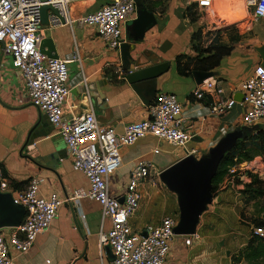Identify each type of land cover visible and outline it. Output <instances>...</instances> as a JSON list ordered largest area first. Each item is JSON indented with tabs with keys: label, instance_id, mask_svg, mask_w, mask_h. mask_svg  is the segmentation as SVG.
Masks as SVG:
<instances>
[{
	"label": "crops",
	"instance_id": "1",
	"mask_svg": "<svg viewBox=\"0 0 264 264\" xmlns=\"http://www.w3.org/2000/svg\"><path fill=\"white\" fill-rule=\"evenodd\" d=\"M110 1L70 0L72 22L59 27L43 24L41 39H52L58 58L69 60L68 85L71 93L63 106L64 120L70 121L85 113L87 106L83 96L88 93L105 100L101 106L90 102L91 113L97 116L101 124L114 125L122 133L126 125L146 120L149 106L143 103L123 77L120 50L108 49L95 28L77 22L81 16L99 10ZM195 1L140 0L138 5L153 13L156 24L146 33L144 40L136 44V56L149 51L171 64L170 78L161 92L174 93L179 97L184 107L179 119L195 135L191 144L202 157L221 140L219 133L223 128L226 131L235 130L232 125L241 121L244 108L237 104L229 117L209 115L207 107L191 96L197 86L194 78L180 76L175 59L179 55H197L192 48L191 38L193 33L201 30L204 47L212 37L232 47L231 53L223 57L214 70L217 73L214 78L222 81L225 87L238 88L262 67L263 60L257 49L264 45V20L251 21V11L243 6L242 16H237L213 32L211 29L215 27L202 17V11L197 22L193 23L189 18L187 8ZM235 2L243 1L215 0V7L227 3V9L231 10ZM136 17L135 12L124 29V36L130 45L133 41L126 36V27ZM202 20L206 22L205 25L200 23ZM75 56L76 59L71 60ZM236 94L241 93L235 90L233 95ZM240 128L249 130L247 126ZM259 128L264 126L256 124L251 131ZM33 137L38 154L36 159L29 148ZM156 150L158 153H155ZM60 152L64 153L63 158L57 163L52 155L57 156ZM121 155L120 168L108 178L113 197L123 198L131 171L138 162L148 160L155 168V175L139 188L142 201L140 209L131 219L134 228L144 232L167 216L179 219L178 198L161 184L157 174L183 159L185 150L148 136L133 146L122 148ZM0 167L13 182V189L9 193L25 189L35 177L40 179L39 196L43 199H49L52 194L70 198L76 189L88 187L86 176L74 170L68 147L57 127L31 103L22 73L15 66L12 56L3 53L1 45ZM156 180L159 184H156ZM15 183L23 185L16 188ZM241 196L237 191H231L214 197L200 218L197 228L200 239L175 235L170 242V253L165 264H232L231 255L243 253L248 246L244 231L235 226L228 229L229 220L232 224L240 221ZM111 226V220L103 216L98 202L83 199L78 203H66L27 254H18L11 247L14 264H113L114 258L109 250L99 247V234L108 232ZM4 235L8 240L10 230L5 229ZM224 254L227 259H223ZM256 255L260 256L259 262H255L258 259L255 257L243 258L240 264H264V249L260 248Z\"/></svg>",
	"mask_w": 264,
	"mask_h": 264
},
{
	"label": "built area",
	"instance_id": "2",
	"mask_svg": "<svg viewBox=\"0 0 264 264\" xmlns=\"http://www.w3.org/2000/svg\"><path fill=\"white\" fill-rule=\"evenodd\" d=\"M139 1L111 0L99 10L81 16L77 22L95 28L108 49L120 50L127 42L124 36L126 23L135 14ZM195 3L200 12L207 14L210 26L215 27L212 31L226 24V21L220 23L222 19L215 11V0H196ZM244 3L245 8L251 11V21L264 20V0H245ZM45 4L59 12L58 15L51 13L49 25L59 27L72 22L70 0H47L46 3L41 0H0V45L4 54L12 56L15 66L22 73L31 103L57 127L68 147L74 170L86 176L88 187L76 189L70 198L52 194L49 199H43L39 196L40 179L35 177L25 189L12 193L15 204L22 206L26 215L18 227H0V264H14L11 247L18 254H27L39 235L49 229L63 205L83 199L98 202L103 216L111 220V229L99 234V247L111 248L115 255L113 264H165L179 219L167 216L144 232L136 230L131 223L141 207L139 188L155 175L153 163L142 160L135 165L122 199L110 194L108 178L122 164V148L133 146L148 136L184 149L185 157L200 159L199 151L189 146L195 135L179 119L183 104L174 93H158L148 107V118L126 125L122 133L114 125L101 124L91 112L65 121L63 106L71 93L68 85L69 60L50 58L40 51L43 27L41 7ZM200 23L205 25L206 22L202 20ZM215 39L212 37L207 46ZM75 59L76 56L71 60ZM235 90L243 94L242 101L235 99ZM191 96L207 107L209 115L218 118L229 117L235 106L240 104L244 112L241 121L232 125L235 130L241 126H264V67L238 88L225 87L222 81L209 78L197 85ZM230 132L223 128L219 133L220 139ZM227 176L231 187L238 190H244L253 177L264 181L263 156H255L230 167ZM12 189V180L4 175L0 167V192L9 193ZM82 217L85 218L84 215ZM5 229L10 230L8 240L4 235ZM252 234L263 238L264 228L253 227ZM192 238L199 240L200 235L196 232Z\"/></svg>",
	"mask_w": 264,
	"mask_h": 264
},
{
	"label": "water",
	"instance_id": "3",
	"mask_svg": "<svg viewBox=\"0 0 264 264\" xmlns=\"http://www.w3.org/2000/svg\"><path fill=\"white\" fill-rule=\"evenodd\" d=\"M46 3L47 0H41ZM58 15L59 12L53 6L43 5L41 7V19L43 24L49 25V13ZM156 20L153 13L149 12L146 7L137 4V17L132 20L126 27V36L133 41V44L124 43L121 48L122 69L124 78L129 82L138 96L146 106H150L155 100L158 93L163 90V85L171 75V64L161 60L158 56L144 52L136 56V44L143 41L146 33L154 27ZM135 36L131 35V31ZM40 51L50 58H58L53 40L44 38L40 42ZM264 67V45L259 47ZM217 76L214 71L211 72H194L193 78L197 85L202 84L205 80ZM87 109L86 113L92 112L91 104L101 106L104 99L86 93L83 96ZM235 99L243 100V94H236ZM96 111V110H95ZM45 117V121H46ZM45 126L47 123L44 122ZM54 126V125H53ZM250 130L236 129L226 134L209 153L197 159L193 156H187L175 164L163 170L159 178L166 188L177 195L179 205V220L174 228V235L192 236L196 234L200 218L213 202L212 182L216 176L219 166L226 156L239 140L243 139ZM30 142V150H33L32 157L36 159L38 154L33 144ZM64 153H58V157L53 154L52 159L57 163L63 158ZM123 203V200L121 201ZM26 210L15 204L12 193L0 192V227L13 228L21 225ZM115 259V255L110 247H106Z\"/></svg>",
	"mask_w": 264,
	"mask_h": 264
},
{
	"label": "trees",
	"instance_id": "4",
	"mask_svg": "<svg viewBox=\"0 0 264 264\" xmlns=\"http://www.w3.org/2000/svg\"><path fill=\"white\" fill-rule=\"evenodd\" d=\"M187 14L193 23L197 22L200 11L196 3L187 8ZM191 42H193L192 48L197 55L195 57L179 55L175 59L177 73L183 77L192 78L194 72L214 71L220 65L223 57L232 51V47L221 44L218 38L209 46L204 47L201 30L193 33ZM257 155L264 157V128L248 132L243 139L238 141L236 147L226 154L212 182L213 197L218 195L220 184L225 180L230 167L249 161ZM22 185L23 183H15L16 188H20ZM242 195L245 197V209L252 201L264 203V181L253 177L252 182L242 190ZM245 209L241 212V223L246 222ZM250 223H254L255 227L264 228L263 218H250ZM253 237L255 240L249 242L247 249L242 254L246 259L258 256L256 254H258L259 249H264V237H258L254 234ZM232 264L236 263L232 262Z\"/></svg>",
	"mask_w": 264,
	"mask_h": 264
},
{
	"label": "rangeland",
	"instance_id": "5",
	"mask_svg": "<svg viewBox=\"0 0 264 264\" xmlns=\"http://www.w3.org/2000/svg\"><path fill=\"white\" fill-rule=\"evenodd\" d=\"M243 2L239 3V2H235V4L232 5L231 10H228L227 7L229 6L227 3L226 4H220L219 7H215V11L217 12L218 16H220V20L222 19V22L220 23H224L226 21V23H229L231 21H233V19H236L237 16H242L243 15V6L245 7V0H242ZM232 11V12H231ZM245 16V14H244ZM202 17L207 18V14L203 11ZM206 20V19H205ZM208 20V19H207ZM239 129V128H237ZM241 129V128H240ZM249 130L251 131V128H249ZM190 147H193L192 144L189 145ZM207 155V153H204V155ZM259 156V155H257ZM262 156V155H260ZM264 158V157H263ZM240 168V166H239ZM228 176L225 177V180L220 184L219 190H218V194L219 193H228V192H236L240 193L242 195V190H237V188H232L229 181H227ZM155 182H157L156 184H159V182L156 180ZM161 182V180H160ZM161 184L166 187L162 182ZM245 189V187H244ZM177 196V195H176ZM241 201H242V210L245 209V204H244V200L245 197L242 195L241 197ZM241 210V212H242ZM180 215V212H179ZM250 218H263L264 219V203L262 201H252L245 209V223H241V213H240V221L239 222H235L234 224H232V221L229 220V226L228 229H234L233 226L235 227H239L242 231H244L246 239H248V244L251 240H255V238L253 237L252 234V228L255 227L254 223H250ZM243 253H240L239 255L233 256L231 255V259L232 262H235L236 264H240L243 260ZM259 255L256 256L255 258H258L255 262H259ZM227 259L226 258V254L223 255V259Z\"/></svg>",
	"mask_w": 264,
	"mask_h": 264
},
{
	"label": "flooded vegetation",
	"instance_id": "6",
	"mask_svg": "<svg viewBox=\"0 0 264 264\" xmlns=\"http://www.w3.org/2000/svg\"><path fill=\"white\" fill-rule=\"evenodd\" d=\"M136 13H137V10H136ZM131 35L135 36V32L133 30L131 31Z\"/></svg>",
	"mask_w": 264,
	"mask_h": 264
}]
</instances>
